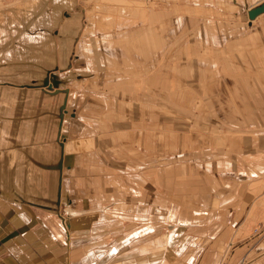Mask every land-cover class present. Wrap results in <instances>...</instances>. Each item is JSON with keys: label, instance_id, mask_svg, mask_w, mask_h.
I'll list each match as a JSON object with an SVG mask.
<instances>
[{"label": "rangeland", "instance_id": "obj_1", "mask_svg": "<svg viewBox=\"0 0 264 264\" xmlns=\"http://www.w3.org/2000/svg\"><path fill=\"white\" fill-rule=\"evenodd\" d=\"M263 1L0 0V80L25 67L21 83L69 91L60 128L81 146L83 181L66 186L89 221L73 231L88 237L82 257L131 224L154 229L138 255L180 223L208 234L225 196L264 170V14L248 16Z\"/></svg>", "mask_w": 264, "mask_h": 264}, {"label": "crops", "instance_id": "obj_2", "mask_svg": "<svg viewBox=\"0 0 264 264\" xmlns=\"http://www.w3.org/2000/svg\"><path fill=\"white\" fill-rule=\"evenodd\" d=\"M23 71L17 67L16 81L11 77L0 80V264H78L85 244H75L88 237L73 240V231L78 223L86 226L89 221L74 217L72 207L78 202L66 186L70 181H83V167L79 173L76 166L81 146L63 139L64 128H60L61 120L68 117L69 91L21 83ZM254 115L255 121L261 118L259 112ZM72 128L69 136L81 133L76 125ZM261 171L256 177H248L250 182L243 193L225 196L226 216L218 212L216 220L211 218L210 234L203 233L207 231L204 224L198 223L203 226L201 232L192 233L186 230V223H180L172 245L175 231L157 242L156 247H163L160 253L155 249L138 255L140 248L136 250L138 241H134L154 229L151 224L140 228L131 224L135 226L133 230L118 238L111 250L105 249L106 241H100V250L92 249L79 260L93 255L96 261L89 264H140L147 255L157 259V263L147 264H174L179 254L183 260H177V264H264V170ZM90 201L94 200H85L84 204ZM91 242L97 244V240Z\"/></svg>", "mask_w": 264, "mask_h": 264}, {"label": "water", "instance_id": "obj_3", "mask_svg": "<svg viewBox=\"0 0 264 264\" xmlns=\"http://www.w3.org/2000/svg\"><path fill=\"white\" fill-rule=\"evenodd\" d=\"M264 13V1L258 5H255V8H252L248 12V16L250 20L256 19L257 16L261 15Z\"/></svg>", "mask_w": 264, "mask_h": 264}, {"label": "bare ground", "instance_id": "obj_4", "mask_svg": "<svg viewBox=\"0 0 264 264\" xmlns=\"http://www.w3.org/2000/svg\"><path fill=\"white\" fill-rule=\"evenodd\" d=\"M253 7H251L250 9H249V11L252 9ZM250 19V18H249ZM255 20V19H254ZM254 20H252L251 22H253ZM68 224H69V222H68ZM178 232V231H177ZM176 232L174 233V236H173V240H172V243H171V245L174 243V241H175V238L177 237L176 236Z\"/></svg>", "mask_w": 264, "mask_h": 264}]
</instances>
